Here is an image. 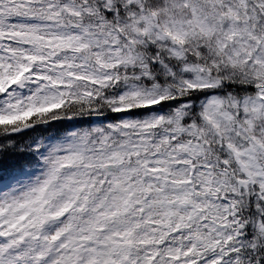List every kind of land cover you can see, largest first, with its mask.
I'll use <instances>...</instances> for the list:
<instances>
[{
	"label": "snow or ice",
	"instance_id": "6c2138e0",
	"mask_svg": "<svg viewBox=\"0 0 264 264\" xmlns=\"http://www.w3.org/2000/svg\"><path fill=\"white\" fill-rule=\"evenodd\" d=\"M0 264H264V0H0Z\"/></svg>",
	"mask_w": 264,
	"mask_h": 264
}]
</instances>
